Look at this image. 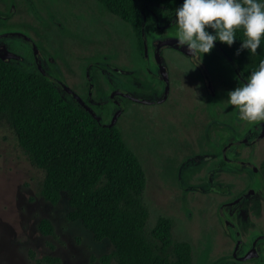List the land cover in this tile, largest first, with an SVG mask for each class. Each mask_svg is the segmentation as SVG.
Listing matches in <instances>:
<instances>
[{"label": "rangeland", "instance_id": "374dc122", "mask_svg": "<svg viewBox=\"0 0 264 264\" xmlns=\"http://www.w3.org/2000/svg\"><path fill=\"white\" fill-rule=\"evenodd\" d=\"M41 1H46L48 5L53 1L61 10L65 64L72 66L73 58H87L92 50V78L97 84L94 91L97 94L93 93L94 100L91 95L90 101L106 102L109 88L105 79H109L113 85H120L118 76V79L112 78L111 64L118 67L124 64L126 45L124 41L111 35L102 24L106 23L104 20L110 21L109 17L112 21L117 19L110 13L99 15L102 8L95 0ZM22 8L23 5L19 3L13 16L22 13ZM73 22L75 29L69 31L68 27ZM54 38L55 36L50 37L51 41ZM171 47L164 48L160 53L167 69L171 72L181 66L194 71L190 61ZM14 63L22 68L18 62ZM145 65L153 70L152 60L146 61ZM217 81L213 76L216 92L220 90ZM108 107L110 111L113 109L111 104ZM129 109L118 115L115 125L120 130L124 143L135 152L144 173L142 201L147 209L145 229L152 226L156 216L166 217L172 222V236L190 243L194 264H221L223 258L228 257L233 241L229 229L217 218V206L245 189L247 184L230 183L227 171L217 172L213 175V180L227 187L228 194H214L212 184L197 185L194 176L198 175V165L206 167L207 171L213 166L212 163L219 157L223 139H236L240 136L243 131L242 122L240 130L227 127L220 136L207 132L203 138L209 144H214V156L191 161L185 160L187 154L183 151L174 153L166 145L158 147L157 137L153 132L154 123L138 121L142 110L154 111V107L133 104ZM263 122L256 123V126L261 127ZM208 124L209 121H206L207 128ZM142 126L147 127L145 134L139 132ZM195 141L200 144L201 138L192 139L193 146L196 145ZM263 148L264 137H259L258 133L254 143H246L241 147L232 146L227 155L229 158L243 157L256 168ZM193 154L197 155L195 151ZM175 167L183 177L186 174L183 172L184 168H191L192 179L188 183L183 180V183L177 184L178 173L175 172ZM239 173L246 179L251 177L250 171L243 167L239 169ZM42 177L43 171L30 162L18 145L13 129L4 116L0 115V264H102L97 257L110 251V243L106 239L92 240L90 232L79 221L66 218L68 207L63 194L53 205L45 202L39 194ZM258 199L257 193L250 197L251 201ZM238 207L242 208L240 205L234 209ZM42 218L47 219L51 225L49 234H41L37 228L38 220ZM44 256L55 257L57 261H43ZM91 256L93 259L90 260ZM112 263V260H108L105 264Z\"/></svg>", "mask_w": 264, "mask_h": 264}, {"label": "flooded vegetation", "instance_id": "af4514ba", "mask_svg": "<svg viewBox=\"0 0 264 264\" xmlns=\"http://www.w3.org/2000/svg\"><path fill=\"white\" fill-rule=\"evenodd\" d=\"M19 3L23 5L22 13L13 16ZM53 3L52 1L48 5L46 1L41 0H0V34L5 33L0 37V50L4 49L12 54L6 57L5 61L16 67L18 66L14 62H18L22 66L19 68L30 72L40 73L42 70L52 77L50 80L58 87L59 83H62L71 90L72 94H68L60 89L65 95L72 99H74L73 95L80 98L88 107L105 104L103 109L97 112L98 117L102 118L104 123L116 110V102L122 103V112L130 110V105L133 104L154 107V111L142 110L138 121L142 123L152 121L158 147L162 148L166 145L174 153L183 151L187 154L185 160L193 161V159H206L214 156L215 146L212 143L210 145L203 138L205 134L212 132L220 136L225 133L227 127L240 130L242 122L243 131L238 138H225L221 141L218 159H221L222 163H219L218 159L215 160L208 171L205 170L206 167L198 165L196 167L198 175L194 176V180L197 185L212 184L211 189L214 194H228L227 187L213 180V175L217 172L227 171L230 183L247 184L245 189L238 191L231 199L220 202L217 206V218L229 229L233 241L228 257L223 258L221 264H264V187L261 183L255 184V168L253 170L248 166L247 160L236 156L229 158L227 155L232 146L241 147L246 143H254L262 127L258 128L256 123L249 124L241 120L238 109L228 103V92L246 83L245 75L243 76L233 62H229L230 58L215 44L218 48L214 46L212 50L218 56L215 61L210 56L206 57L208 65L198 53V58L206 69L208 83L211 85V91H209L204 85L200 70L191 63L189 58L176 47L165 46L158 51L166 81L164 83L155 61L153 41L176 40L178 26L176 17L171 16L166 9L156 4H147L139 6L140 24L136 32H133L127 23L115 16L116 21H112L109 17L110 21L104 20L106 23H101L111 35L125 42L126 55L125 62L120 67L111 64L112 78L118 79L116 77L118 76L121 80L120 85H113L109 79H105L106 86L109 88L107 101L91 102V95L93 99V93L97 94L94 92L97 84L92 78V50L87 58L79 57L76 60L73 58L72 66L65 64L61 39L64 30L63 17L60 8ZM107 13L109 12L103 9L99 11L101 16L108 15ZM68 28L69 31H74L75 23L70 24ZM52 36H55V40L51 41ZM166 47H171L185 56L194 71L179 66L170 72L163 64V58L160 55ZM148 60L153 61V70L145 65ZM213 76L220 85L218 92L215 91ZM114 89L125 91L129 97L117 94L110 98L109 93ZM108 104L113 106L111 111ZM129 121L133 120L129 119ZM206 121H209L208 128L205 125ZM252 126L254 128L246 141L237 144L236 140L247 134ZM139 132L145 134L147 127H140ZM197 138H201V143L195 141L196 145L193 146L192 139L197 140ZM223 148L224 156L222 157ZM193 150L197 155L194 156ZM241 167L250 171L249 179L240 176ZM229 168L231 170H227ZM178 170L175 171L178 173L177 184L183 183V180L188 183V180L192 179L191 168H184L183 172L186 173L184 177ZM248 188H251V191L247 192ZM255 193L258 194L259 199L251 201L250 197ZM240 205L242 208L234 209ZM225 220L228 223H225ZM234 229L238 233L239 243L233 252L236 243ZM247 253L251 254L250 257L242 258Z\"/></svg>", "mask_w": 264, "mask_h": 264}, {"label": "trees", "instance_id": "16d2710c", "mask_svg": "<svg viewBox=\"0 0 264 264\" xmlns=\"http://www.w3.org/2000/svg\"><path fill=\"white\" fill-rule=\"evenodd\" d=\"M95 2L127 23L133 32L140 24L139 6L156 4L176 17V9L183 4V0ZM208 31L215 34L212 29ZM242 39L243 33L238 31L232 46L218 40L215 44L247 80L264 60V38L257 54L251 55L243 49L237 55ZM209 56L215 61L218 55L213 50L200 54L204 63ZM104 106L89 108L97 115ZM0 115L13 129L18 145L30 162L43 171L41 198L53 205L63 194L68 207L66 218L79 221L90 232L92 240L106 239L110 243V251L97 257L100 263L112 260V264H194L190 243L172 236L170 219L156 216L152 226L145 229L144 173L135 152L124 143L114 124L99 125L45 75L1 59ZM254 176L255 184L261 183L264 187V148ZM37 228L44 235L51 232L45 218L38 220ZM42 260L57 261L47 256Z\"/></svg>", "mask_w": 264, "mask_h": 264}, {"label": "clouds", "instance_id": "9594fccd", "mask_svg": "<svg viewBox=\"0 0 264 264\" xmlns=\"http://www.w3.org/2000/svg\"><path fill=\"white\" fill-rule=\"evenodd\" d=\"M176 40L192 56L208 54L218 40L228 46L241 31L237 55L247 49L257 54L264 38V2L259 0H183L176 9ZM208 29L214 30L211 34ZM228 103L238 109L239 118L249 124L264 121V60L247 82L228 92Z\"/></svg>", "mask_w": 264, "mask_h": 264}, {"label": "water", "instance_id": "95a60500", "mask_svg": "<svg viewBox=\"0 0 264 264\" xmlns=\"http://www.w3.org/2000/svg\"><path fill=\"white\" fill-rule=\"evenodd\" d=\"M5 33H2L0 34V37L4 36ZM165 46H172V47H176L180 52H182L183 54H185L189 60L191 61V63L196 66L200 72H201V75H202V80L204 82V85L205 87H208L209 91H211V85L208 83V80L206 78V69L204 67V64L199 60L198 58V53L196 56H192L188 50H187V46H184V47H180L178 46V41L175 40V39H163V40H155L153 41V47H154V57H155V61H156V64L158 65L159 67V73H160V76L162 77V80L164 81V83L166 82L165 81V77L163 76V67L161 66V63H160V59L158 57V51L162 48V47H165ZM216 46V45H215ZM216 48H218L216 46ZM12 56L11 53H8L6 52L4 49L0 50V59L1 60H5L6 57H10ZM229 62L231 63L232 61L229 59ZM234 68V66H233ZM40 73L45 75L48 79H52V77L50 75H47L45 74L42 70H40ZM241 82L244 83L243 79H241ZM59 87L60 89L66 91L68 94H72L71 90L64 84L62 83H59ZM122 95V96H125V97H129V95L121 90V89H114L112 90L110 93H109V97H113V95ZM74 99L79 103V105L86 111L88 112L92 118L98 122L99 125L101 126H106V127H109V126H112L114 123H115V120L116 118L118 117V115L122 112V109H123V106H122V103L121 102H116V110L112 113L111 117L109 118V120L106 122V123H100L99 122V118L97 115H95L93 113V111L78 97L74 96ZM132 99V98H131ZM139 101V100H137ZM254 126H252L249 131L247 132V134H245L244 136H242L240 139L236 140V143L239 144V143H242L246 140V138L248 137V135L251 133V131L253 130ZM259 137H264V122H263V125H262V128L261 130L259 131ZM221 156L223 157L224 156V148L222 149L221 151ZM230 162V161H228ZM248 166H250L253 170H254V166L251 164V163H247ZM251 191V188H248L247 192ZM225 223H228L227 220H225ZM234 236L236 238V243H235V246L233 248V252L236 250L237 246H238V243H239V238H238V233L237 231L234 229ZM250 253H247L245 254L242 258H245V257H250Z\"/></svg>", "mask_w": 264, "mask_h": 264}]
</instances>
